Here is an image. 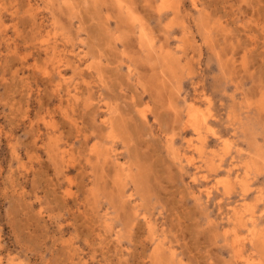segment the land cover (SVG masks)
<instances>
[{
	"label": "rangeland",
	"instance_id": "374dc122",
	"mask_svg": "<svg viewBox=\"0 0 264 264\" xmlns=\"http://www.w3.org/2000/svg\"><path fill=\"white\" fill-rule=\"evenodd\" d=\"M263 231L264 0H0V264H264Z\"/></svg>",
	"mask_w": 264,
	"mask_h": 264
},
{
	"label": "bare ground",
	"instance_id": "6f19581e",
	"mask_svg": "<svg viewBox=\"0 0 264 264\" xmlns=\"http://www.w3.org/2000/svg\"><path fill=\"white\" fill-rule=\"evenodd\" d=\"M120 1V0H119ZM121 3V2H120ZM127 6V5H126ZM122 8V7H121ZM126 10V9H125ZM129 14V13H128ZM138 17V16H137ZM140 19V18H139ZM142 29V28H141ZM143 30V29H142ZM143 32V31H142ZM144 33V32H143ZM141 35V34H140ZM49 49V48H48ZM58 62V61H57ZM63 81V80H62ZM208 101V100H207ZM193 106V104H192ZM191 106V107H192ZM200 110V109H199ZM191 112L192 114L190 113L189 115H191V124H192V127L194 128L193 130L195 131V134L198 136V138H196L198 141H200V143H202V124H203V121H199V116H198V109H197V106L195 105V107H192L191 108ZM202 113V112H201ZM202 115V114H201ZM189 117V116H188ZM202 117V116H201ZM205 118V117H204ZM206 119V118H205ZM205 121V120H204ZM207 123V122H206ZM190 125V124H189ZM209 131V129H207ZM196 136V137H197ZM205 137V135H204ZM206 142V140H204ZM97 148V147H96ZM200 152V150H199ZM201 153V152H200ZM235 153V152H234ZM203 155V154H202ZM194 158V157H193ZM118 166V165H117ZM126 166V165H125ZM202 183V182H201ZM208 195V194H207ZM211 195V194H210ZM233 217L234 219H238L239 218V214L237 213V211H233ZM250 217L248 218V223H250L251 225L255 226L257 225L256 223V218H255V214L254 212L250 213L249 214ZM237 221V220H236ZM150 223V222H149ZM238 223V222H237ZM249 225V224H248ZM244 226V225H243ZM264 232V231H263ZM251 235H253V238L256 237V234L255 232H253ZM240 246V245H239ZM173 250V249H172ZM262 261V260H261ZM262 263V262H261ZM260 263V264H261Z\"/></svg>",
	"mask_w": 264,
	"mask_h": 264
}]
</instances>
